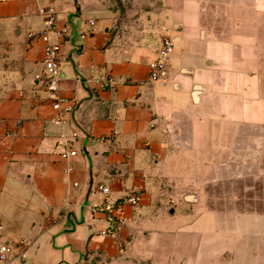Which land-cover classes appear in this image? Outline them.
<instances>
[{
	"label": "crops",
	"instance_id": "0c3cea01",
	"mask_svg": "<svg viewBox=\"0 0 264 264\" xmlns=\"http://www.w3.org/2000/svg\"><path fill=\"white\" fill-rule=\"evenodd\" d=\"M160 2L147 31L122 39L90 0H0V244L26 252L18 264H92L96 251L137 264L140 243L151 264H264V0ZM49 5L69 31L63 125L37 79L44 42L27 37ZM164 36L167 75L151 81ZM98 182L112 200L141 194L118 237L91 213ZM148 215L165 227L143 225Z\"/></svg>",
	"mask_w": 264,
	"mask_h": 264
},
{
	"label": "built area",
	"instance_id": "2783aa9c",
	"mask_svg": "<svg viewBox=\"0 0 264 264\" xmlns=\"http://www.w3.org/2000/svg\"><path fill=\"white\" fill-rule=\"evenodd\" d=\"M40 15L44 19V28L41 31H30L27 37L30 40L41 39L44 42V57H43V70L37 75V79L41 82L44 89L48 92L53 100V108L57 114L51 121L58 125H63L66 122L65 114L72 111L71 104L64 106L65 100L59 96V83L61 79L60 63L62 59V42L69 37L68 27L63 24L60 25L58 10L49 5L39 9ZM88 24L93 26L95 21L88 20ZM51 35L55 36L53 40ZM82 38L86 37V33H80ZM173 39L170 36H164L161 41V46L157 50V56L151 63V81H162L167 75V63L171 57L173 50ZM117 80L109 76L105 80V84H115ZM77 150L72 146L64 149L61 156L65 159H70L77 156ZM96 191L100 193L103 200L99 203L91 205L90 210L93 215H102L107 221L108 225L101 230L104 235H115V224L120 219L121 214L126 205L136 206L141 201V194L132 192L118 200L110 198L111 188L105 183L98 182L95 185ZM16 258L24 260L26 252H16L15 247L9 243L0 244V263L5 264H18Z\"/></svg>",
	"mask_w": 264,
	"mask_h": 264
},
{
	"label": "rangeland",
	"instance_id": "374dc122",
	"mask_svg": "<svg viewBox=\"0 0 264 264\" xmlns=\"http://www.w3.org/2000/svg\"><path fill=\"white\" fill-rule=\"evenodd\" d=\"M90 5L97 13L95 17L107 21L108 29L114 35H118L124 39L130 35H138L141 32L147 31L152 17L151 13L159 9L161 2L160 0H90ZM141 223L145 226H156L161 230L166 225L163 218H155L151 215L144 217ZM124 226H127V217L125 215L118 219L115 224V236L118 237L120 235V231ZM132 236V234H128L126 239L119 237L118 245L120 250L125 251L128 249ZM140 239L144 240L142 232H140ZM147 246L148 244L145 243H140L137 246L139 249L135 251L140 256V259L136 260L137 264L152 263L151 252L147 250ZM154 246L155 248L159 247L158 244ZM87 257L92 264L105 263L97 251L91 252V255Z\"/></svg>",
	"mask_w": 264,
	"mask_h": 264
},
{
	"label": "water",
	"instance_id": "95a60500",
	"mask_svg": "<svg viewBox=\"0 0 264 264\" xmlns=\"http://www.w3.org/2000/svg\"><path fill=\"white\" fill-rule=\"evenodd\" d=\"M199 90H200V87L197 86V88H196V90H195V93H194V97H195L196 99H197V97H198V92H199ZM186 197H187V199H195V196L192 195V194L187 195Z\"/></svg>",
	"mask_w": 264,
	"mask_h": 264
}]
</instances>
